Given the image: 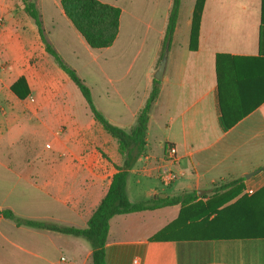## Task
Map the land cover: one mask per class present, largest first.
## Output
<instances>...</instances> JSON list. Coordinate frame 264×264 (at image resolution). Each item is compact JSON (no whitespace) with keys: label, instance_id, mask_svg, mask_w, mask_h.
Here are the masks:
<instances>
[{"label":"crops","instance_id":"crops-1","mask_svg":"<svg viewBox=\"0 0 264 264\" xmlns=\"http://www.w3.org/2000/svg\"><path fill=\"white\" fill-rule=\"evenodd\" d=\"M99 1L120 9L116 39L101 49L86 44L59 0L35 5L46 41L89 87L95 107L129 130L163 54L173 0ZM195 1H179L144 151L125 190L132 203L192 192L196 199L112 217L107 264H264V0H204L190 49ZM18 78L22 99L10 90ZM77 91L20 0H0V211L86 226L123 156ZM166 144L176 148L180 175L165 188L158 174L169 166ZM218 204L216 214L200 217ZM0 264H92L91 248L0 215Z\"/></svg>","mask_w":264,"mask_h":264},{"label":"trees","instance_id":"trees-1","mask_svg":"<svg viewBox=\"0 0 264 264\" xmlns=\"http://www.w3.org/2000/svg\"><path fill=\"white\" fill-rule=\"evenodd\" d=\"M20 1L22 2L23 12L37 27L45 51L52 56L57 66L77 87L93 119L98 122L102 129L117 142L118 150L123 156V163L121 166H115L116 172L111 178L106 194L91 214L86 226L83 228L59 226L42 221L23 219L14 216L9 210H1L0 215L6 219L14 221L17 225L56 231L66 235L83 238L88 242L91 248V263L107 264L105 259V244L108 236L109 221L112 217L131 212L152 210L164 205H183L196 199L195 193L192 192L181 196H166L157 200L151 199L132 203L126 195L125 188L128 175L127 171L134 165L137 158L144 151L148 117L151 107L157 99L160 81H157L154 78L152 79L149 94L144 106L138 113L135 124L132 128L125 130L111 124L95 107L89 87L77 75L75 70L70 68L46 41L42 27L41 14L35 4L30 0ZM179 1L180 0H173L172 2L163 39L164 47L166 43L170 41L176 26ZM203 3L204 0H196L194 4L190 29V49H194L197 42L199 20ZM59 4L66 18L71 22L73 27L82 36L90 48H106L116 39L120 17V9L118 7L103 3L99 0H59ZM261 60L264 59L261 57ZM24 83L23 78H18L10 86V90L20 99L27 94V90L24 93L20 91V88L23 87ZM220 125L223 130L228 129L229 127V124L224 121L223 117L220 118ZM229 185H220L216 190L224 189ZM220 205L221 204L205 206L199 214L200 217L205 219L211 214H216Z\"/></svg>","mask_w":264,"mask_h":264},{"label":"built area","instance_id":"built-area-1","mask_svg":"<svg viewBox=\"0 0 264 264\" xmlns=\"http://www.w3.org/2000/svg\"><path fill=\"white\" fill-rule=\"evenodd\" d=\"M164 161L168 163L169 166H165L160 170L158 174V179L161 186L166 188L170 186L174 181H176L180 175V173L173 168V166L178 164V157L174 145L172 144L165 145Z\"/></svg>","mask_w":264,"mask_h":264},{"label":"water","instance_id":"water-1","mask_svg":"<svg viewBox=\"0 0 264 264\" xmlns=\"http://www.w3.org/2000/svg\"><path fill=\"white\" fill-rule=\"evenodd\" d=\"M30 1L32 3H34V0H30ZM167 49H168V44L166 43V45L164 47L163 54H162L161 59L159 61L158 67L153 74V78L157 81H161L163 78V72H164L165 63H166ZM245 177H247V176H245ZM161 195L164 196V194H161ZM154 198H157V196H155Z\"/></svg>","mask_w":264,"mask_h":264},{"label":"rangeland","instance_id":"rangeland-1","mask_svg":"<svg viewBox=\"0 0 264 264\" xmlns=\"http://www.w3.org/2000/svg\"><path fill=\"white\" fill-rule=\"evenodd\" d=\"M231 1V0H230ZM21 2V1H20ZM48 3H49V1H48ZM34 4H36V0H34ZM36 6V5H35ZM21 8H22V2H21ZM52 11H53V9H52V7H48V8H44V10H43V14H44V16H43V19H44V21H46V19H47V17H48V15L49 14H51L52 15ZM78 92V91H77ZM78 95H79V97L81 98V100H83V98H82V96H81V94L78 92ZM94 95H95V99H96V102L98 103V105L100 104L99 103V98H97V96H96V93L94 92ZM43 142H44V139L43 138H41V139H39V140H37L36 141V144H43ZM25 144V141H21V143H20V145H24ZM31 142H29V145L31 146ZM128 194L131 196V194H130V192H129V190H128Z\"/></svg>","mask_w":264,"mask_h":264}]
</instances>
